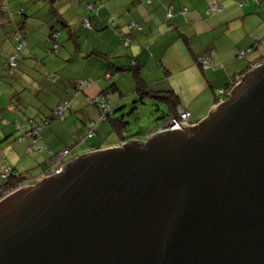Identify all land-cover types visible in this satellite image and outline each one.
Returning a JSON list of instances; mask_svg holds the SVG:
<instances>
[{"label":"water","instance_id":"obj_1","mask_svg":"<svg viewBox=\"0 0 264 264\" xmlns=\"http://www.w3.org/2000/svg\"><path fill=\"white\" fill-rule=\"evenodd\" d=\"M208 116L0 200V264H264V61Z\"/></svg>","mask_w":264,"mask_h":264},{"label":"crops","instance_id":"obj_2","mask_svg":"<svg viewBox=\"0 0 264 264\" xmlns=\"http://www.w3.org/2000/svg\"><path fill=\"white\" fill-rule=\"evenodd\" d=\"M55 1L60 7L54 3L47 16H42L45 12L39 13L31 1L33 11L28 2L25 7L24 0H9L11 7L25 9L35 18L25 26L28 48L14 78L7 72V59L14 53L15 44L7 32L9 23L0 18L1 140L14 137L16 117L49 118L58 105L79 91L72 108L58 117L65 123H54L56 118H52L41 131V143L60 152L69 146L68 137L75 139L83 125L96 120L87 98L108 90V100L118 106L134 94L133 76L126 67L136 64L141 66L140 73L151 91L173 92L179 100L174 110H188L193 122L198 123L217 105L218 91L259 54L264 55V1L256 5L254 0H96L103 6L97 17L90 18L95 31L83 24L89 14L85 5L90 0L75 6L66 0ZM168 6L176 12L172 19L167 18ZM131 22L142 29H129ZM113 23L117 31L133 39L130 46L120 44L118 33L111 29ZM53 27L61 33L58 49L47 53L53 46ZM257 43L254 54L239 57ZM201 56L210 57L211 68L204 70L198 65ZM107 73L112 75L113 86L103 79ZM2 119L8 121L6 126H1ZM78 120H83V125ZM93 145L95 142L87 152ZM6 153L11 163L20 156L16 148Z\"/></svg>","mask_w":264,"mask_h":264},{"label":"trees","instance_id":"obj_3","mask_svg":"<svg viewBox=\"0 0 264 264\" xmlns=\"http://www.w3.org/2000/svg\"><path fill=\"white\" fill-rule=\"evenodd\" d=\"M40 1H42L43 3H46L47 1L50 0H31V2H33V5H35V3H39ZM147 1V3H152L154 0H151V2H149L150 0H145ZM256 5H259L262 1L264 0H254ZM101 2H96V0H90L88 1L87 4V12L89 13L87 15L86 18H84V21H86L88 23L87 29L91 30V31H95L97 30L90 21L91 15L94 16H98L99 11L101 10L102 6H100ZM28 6V4H27ZM30 10L33 11V6L32 4L30 5ZM36 10V9H35ZM23 13H22V12ZM94 11L96 14H94ZM176 15L175 10H173V7L171 9H169V6L167 7V18L168 19H172L174 18V16ZM4 18V20H6L10 27H8V31L10 32V34L12 35L13 41H14V53L11 54V56L7 59V72L9 73V76L11 78H14V76L16 75V72L18 70V65H19V60L21 58H23V56H25V52L26 49L28 48V42L26 40V35H25V26H28L31 24V19L34 21V17H30V13L26 12L25 9H20L19 7L17 8H13L10 6V2L9 0H0V18ZM47 21V19L45 20ZM135 24L137 25L136 30H141L142 28L136 23V22H131L130 25L128 26L129 29H131V25ZM65 24H63L64 26ZM131 27V28H130ZM118 27H115L114 23L111 26V29L113 31H115L116 33H118L120 40H121V45L124 47H128L133 43V39L130 38V36L126 35L124 32L122 31H117ZM134 30V29H131ZM60 32L59 30H57L56 28L53 27V30H51L50 33V40L53 42V46L52 48L47 50V53H55L56 51V47L58 46V40L60 37ZM259 44H255L253 47L242 51L244 53V56L247 55H251L254 54L256 50V47ZM261 56H263L262 58H260ZM15 58V66H12L11 64V60ZM264 61V55L259 54L256 58L253 59V61H251V65L246 66L245 71H243L242 73L238 74L239 76H243L244 74H246L250 69L253 68V66L258 65L259 63H262ZM140 67L141 66H137L136 65H129L126 67V69L128 71H130L132 73L133 76V81H134V94L132 93V96H137L138 99L136 101H134L131 105V110L132 112L130 113L132 116H135V120H138L137 118V112H135L136 110H138V108L140 107V104H143V102H145L146 100H150L152 101V107H154V110H156L157 112H162L163 117V123L166 119L171 118L172 114L176 112L175 109H177V106L179 104V100L178 98L174 95L173 92L171 91H167V92H153L148 88L147 83H145V81L142 78V75L140 73ZM103 79L105 81H107V83H112V75L110 74H105ZM234 80H236V76L234 78H232L231 82H229L227 85H225L224 88H222L221 90L229 91L232 83L234 82ZM221 90L218 91L217 93V100H219L220 98L224 97V93L221 92ZM108 90L107 92H105V94H101L98 95L97 97L94 98H87V103L89 106H93L95 107L97 110H99L100 112V120L97 122V120H92L89 121L85 127L86 130L83 132H87L86 134L83 133L82 131H79V133L76 135L75 137V146H67L65 149L61 150L60 152H54L52 151L48 146H45L41 143V131L49 126L52 118H58L55 117L53 115V111L56 110L59 106H66L64 114L70 110L72 108V101L74 98H76V96L79 95V91H75L69 98V100L65 101L64 103L58 105L51 114V117L49 118H41V117H27L24 120H21L20 118L16 117L15 120L13 121V126L15 128V133L12 135L14 136L15 134L18 135V137L16 138L15 136V140L16 141H20L23 142L25 141V143L27 144V154L26 157H29V153H32L34 148L39 149V152L42 150V154H44V159H42V162H40V164L38 165L39 168H43L46 166V168L40 172V174H42L43 172L49 170V168L54 164L53 159L55 158V156L57 157L58 154L62 153V152H66V151H73L76 150L78 147V145L82 144L83 140H92L96 137L97 135V123H100V121H102L103 119L106 120H111L112 123V128L113 131L116 133L117 137H118V141L115 142V144H121L122 142H127L129 140H131L134 135H127L125 136V131H127L128 129V125L130 124L129 121L126 120V116L124 114L125 110L129 107L126 106V109L123 107V105H118L114 106L109 100H108ZM114 110V113H112V111ZM176 114V113H175ZM174 114V115H175ZM102 115H106L105 118L102 119ZM60 118V117H59ZM54 119V120H56ZM163 123L161 124V126L159 128L162 127ZM6 124H8V121L5 119H2L1 122V126H6ZM1 128V127H0ZM159 128L149 131V130H142L140 131L141 134H143L144 136L148 137L150 133H154L156 132ZM93 132V136L92 137H87L88 133ZM83 133V134H82ZM136 134H139V132H137ZM134 141V140H133ZM31 142L34 143L35 147L33 148L31 145ZM105 145H102L101 141L95 142V145L92 146V151L93 150H99L101 148H104ZM1 150V147H0ZM37 152V151H36ZM59 156V155H58ZM36 157V156H35ZM34 157V158H35ZM72 159V156H67V158L65 160H63V163L66 162V160H70ZM8 159L7 158H2V156L0 155V175L2 176L4 182L0 187V191L2 192L4 189H12L15 186L18 185V183L24 179H28L31 180L29 178L32 177H36L31 176L28 177V175L25 174V170H20L19 166H13L12 163L8 164L7 163ZM52 162V163H51ZM2 166H4L2 168ZM37 166V167H38ZM38 170V168H37ZM6 175L5 177L3 176ZM38 174V175H40Z\"/></svg>","mask_w":264,"mask_h":264},{"label":"rangeland","instance_id":"obj_4","mask_svg":"<svg viewBox=\"0 0 264 264\" xmlns=\"http://www.w3.org/2000/svg\"><path fill=\"white\" fill-rule=\"evenodd\" d=\"M30 1L31 0H24L25 7H26V2H28V4H29ZM53 1L54 0H50V1H47L46 3L41 2L39 4L35 3V5H37L38 12L41 14H42V12H45V13H43L42 16H47L48 12L52 9L51 7L54 3L56 5V7H60L59 1H57V2L56 1L53 2ZM84 1H86V0H83V1L82 0H66V3H70V5L75 6V5H79L82 2L84 3ZM99 5L102 6L103 3L101 2ZM85 6L87 8V4ZM94 14H96L95 11H94ZM84 24L86 25V23H84ZM137 99H138L137 96L132 97V95H130V96L125 97L120 104V105H124V106L126 105L127 107H129V109L127 108L124 112V114L126 116V120L130 122V124L128 125V128H127L128 130L125 131V136H127V135H134V136H132L133 138L127 142H130L132 140H139V141L145 142L147 140V137L144 136L143 134H141L140 131H142V130H149V131L155 130L161 126V124L163 123V120H164V119H162V117H163L162 112H157L156 110H154V107H152V101H150V100H146L145 102H143V104H140V107L138 108V110L135 111L138 114L137 115L138 120H135V116H132L130 113L132 112L131 105ZM90 107L94 109V112H95L94 115H96V120L98 122L100 120L99 110H97L93 106H90ZM112 113H114V110L112 111ZM53 122L54 123H61V124L65 123L64 121L63 122L59 121V118H57V120H55ZM78 124L83 125V120H80V122L78 120ZM97 126H98V128H97L96 137L92 140H83L82 144H80L76 150H73L71 152L72 153L71 154L72 159H74V158L76 159L77 155L80 156L84 153H88L87 150L91 147V145L94 142L98 143V141H101L102 145H105V147L101 148V149L114 147L112 145H114L115 142L118 141V137H117L116 133L113 131V128H112L113 126H112L111 120L105 121L103 119L102 121H100V123H97ZM85 130H86V127H85V125H83V127H81L80 131L83 132ZM137 132H139V134H136ZM83 133L86 134L87 132H83ZM14 136L16 138L18 137L17 134H15ZM15 137H12V138L7 139V140H1V135H0V147H1L0 155L2 156L3 159L7 157V159H8L7 163L10 164L11 159L9 158L6 151L10 152L14 148H16L18 151V155H20V156H19L17 162L12 163L13 166L18 165L21 171L25 170V174L28 175V177H31L34 175L37 177L38 174H40V172L46 168V166H45L43 168H38V170L34 169L35 167H37V164L38 165L40 164L42 157H44V154H42L43 151L41 150L39 152V149L34 148L33 152L29 153L30 154L29 157H26V154L28 152L27 151L28 147H24L25 141H23V142L16 141ZM75 142H76V140L74 139V137H73V139L68 137V142H66V143H68V145L71 147V146L76 145ZM60 154L63 155L64 152H62ZM3 182H4V180H3L2 176L0 175V187L3 184Z\"/></svg>","mask_w":264,"mask_h":264},{"label":"built area","instance_id":"obj_5","mask_svg":"<svg viewBox=\"0 0 264 264\" xmlns=\"http://www.w3.org/2000/svg\"><path fill=\"white\" fill-rule=\"evenodd\" d=\"M151 2V0L149 1ZM86 25L88 26V23L85 22ZM132 27H137L135 24H132L131 25ZM244 53H242L243 55ZM201 64L204 65L205 67L209 65V62L207 59H202L201 61ZM11 64L12 66H15V59L13 58L11 60ZM240 82V79L236 80V82L234 83V85H238ZM222 93H224V91H221ZM66 106H59L55 111H54V116L56 117H62L63 115V112L65 110ZM191 120V115L189 112H185V111H182L179 113L178 117L176 118H172L171 120L167 121L165 123V125L161 128L160 131H165V130H175V129H182L183 127L180 125V124H183V125H188L189 122ZM180 123V124H179ZM93 136V132H90L88 133L87 137H92ZM65 155H68V152H64L63 155L61 156H57V159L55 161V163L49 168L48 170V173L46 174L47 176L46 177H50V176H54L56 174H59V173H62V171L64 170V167H65V164L62 163L63 161V158ZM4 166H2L3 168ZM5 168V167H4ZM6 169V168H5ZM3 176L5 177L6 175L3 174ZM34 184V179H31V180H28V179H25L23 181H21L16 188L10 190L9 192L6 193L5 196L13 193L14 191L20 189V188H23V187H30Z\"/></svg>","mask_w":264,"mask_h":264},{"label":"clouds","instance_id":"obj_6","mask_svg":"<svg viewBox=\"0 0 264 264\" xmlns=\"http://www.w3.org/2000/svg\"><path fill=\"white\" fill-rule=\"evenodd\" d=\"M22 12V11H21ZM23 13V12H22ZM86 21H84V23H85ZM83 23V24H84ZM85 25V24H84ZM85 26H87V25H85ZM137 26V25H136ZM132 27V26H131ZM132 28H137V27H132ZM57 49H58V46L56 47ZM242 53L243 52H241V54L239 55L240 57H243V55H242ZM15 59V58H14ZM202 59H207L208 60V62H209V65L208 66H204V65H202L201 64V60ZM197 63H198V65L200 66V67H202L204 70L205 69H207V68H211L212 67V65H211V61H210V57L209 56H201V57H198L197 58ZM15 64H16V62H15ZM260 64V63H259ZM255 66H258V65H255ZM241 78V76H237L236 77V80H238V79H240ZM236 80H234V82L232 83V86H231V88H230V90L229 91H224V90H221V91H224V97H222V98H220L219 100H218V103H217V105L220 103V101H223V100H225L226 98H227V94H229L230 92H231V90L236 86V85H234V83L236 82ZM241 80V79H240ZM239 85V84H238ZM55 111V110H54ZM54 111H53V113H54ZM65 111V110H64ZM182 111H185V112H189L188 110H185V109H183V108H179L177 111H176V114L175 115H173L171 118H168V119H166L165 121H164V123H163V125H162V127L165 125V123L167 122V121H169V120H171L172 118H176V117H178V115H179V113L180 112H182ZM64 113V112H63ZM190 113V112H189ZM54 115V114H53ZM190 115H191V113H190ZM56 117V116H55ZM63 117V116H62ZM62 117H60V118H62ZM106 117V115H102V119L103 118H105ZM194 124H196V123H194L193 122V119H192V116H191V120H190V122H189V124L187 125V126H192V125H194ZM161 127V128H162ZM161 128H159L156 132H154V133H150L149 134V136H151V135H154V134H156V133H158V132H161L160 130H161ZM183 129V128H182ZM181 129V130H182ZM148 136V137H149ZM133 141V140H132ZM123 143H126V142H122L121 144H117L116 146H120V145H122ZM31 145H32V147L34 148L35 147V145H34V143H32L31 142ZM79 146V145H78ZM115 147V146H114ZM77 148V147H76ZM111 148V147H110ZM99 150H102V149H99ZM94 151H97V150H93V151H91V152H88V153H92V152H94ZM68 152V155H65L64 157H62L63 158V160H65L66 158H67V156H70L71 155V152L72 151H67ZM87 154V153H86ZM59 156H61L62 154H58ZM57 155V156H58ZM84 155V154H83ZM81 156V155H80ZM79 156H77L76 157V159L78 158ZM56 159H57V157L55 156V158L53 159V161H54V163H55V161H56ZM75 160V158L74 159H70V160H66V162L64 163L65 164V166H67L68 164H70L71 162H73ZM52 163V162H51ZM62 163H63V161H62ZM65 168V167H64ZM48 173V170L47 171H45V172H43L42 174H40V175H38L37 177H32V178H29V179H34V184L31 186V187H34L37 183H39V182H41V181H43L44 179H46V174ZM25 180V179H24ZM23 181V180H22ZM21 182V181H20ZM19 182V183H20ZM18 183V184H19ZM17 186H15L14 188H16ZM14 188H12V189H14ZM11 189V190H12ZM9 192V191H8ZM0 193H1V191H0ZM7 193V192H6ZM6 193L5 194H3V195H1L0 196V200H2V199H4L6 196ZM8 196V195H7Z\"/></svg>","mask_w":264,"mask_h":264},{"label":"flooded vegetation","instance_id":"obj_7","mask_svg":"<svg viewBox=\"0 0 264 264\" xmlns=\"http://www.w3.org/2000/svg\"><path fill=\"white\" fill-rule=\"evenodd\" d=\"M11 189L9 188V189H4L1 193H0V196L1 195H3V194H5L6 192H8V191H10Z\"/></svg>","mask_w":264,"mask_h":264}]
</instances>
